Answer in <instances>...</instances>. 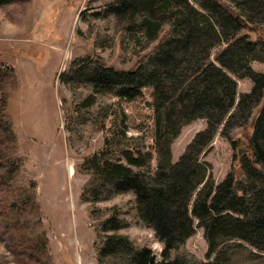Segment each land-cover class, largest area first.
I'll list each match as a JSON object with an SVG mask.
<instances>
[{"label": "rangeland", "instance_id": "obj_1", "mask_svg": "<svg viewBox=\"0 0 264 264\" xmlns=\"http://www.w3.org/2000/svg\"><path fill=\"white\" fill-rule=\"evenodd\" d=\"M112 1L12 0L0 5V114L8 104L6 114L15 135L10 140L0 130V264H98L94 222L110 208L125 222L120 233L157 255L161 251L153 230L140 221L131 191L94 204L81 201L89 176L77 167L98 152L106 138L110 141L125 130L141 147L143 138L152 154L151 172L157 164L152 89L146 87L128 100L110 88H93L72 72L76 64L86 72L94 59L116 69H132L136 56L149 53L156 45L157 39L144 37L137 21L109 15L107 6ZM188 1L201 11L195 0ZM222 1L236 7L233 1ZM164 17L168 19L162 29L172 30L174 17ZM247 21L263 24L258 33L264 39V17L252 14ZM234 34L229 30L228 40ZM222 46L219 42L209 49L210 59ZM253 56L245 57L249 67L264 74V61ZM240 74H230L236 82L235 103L201 155L206 178L214 183L238 167L252 132L251 120L240 126L246 119L242 115L224 126L228 115L236 111L240 94L253 86L250 78ZM206 126L205 119H196L180 128L170 144L171 162L178 160ZM6 160L13 162L11 177L3 165ZM206 249L203 229L198 227L183 250L200 262H212L216 253L207 259ZM218 251H224L227 264H264V252L241 240Z\"/></svg>", "mask_w": 264, "mask_h": 264}, {"label": "trees", "instance_id": "obj_2", "mask_svg": "<svg viewBox=\"0 0 264 264\" xmlns=\"http://www.w3.org/2000/svg\"><path fill=\"white\" fill-rule=\"evenodd\" d=\"M195 1L201 11L188 0H113L107 13L130 23L137 21L144 37L157 39L156 45L149 53L137 55L132 69H116L99 59L86 72L77 64L72 68L75 77H82L93 88H110L128 100L146 87L152 89L156 170L151 172L152 154L143 138L141 147L137 138L127 137L123 130L110 141L106 138L103 147L88 156L77 171L89 176L82 202L94 204L131 191L137 215L153 230L161 251L157 255L120 233L124 220L114 208L105 209L106 214L94 222L98 264H227L224 251L218 249L233 240L264 252V74L254 72L245 58L254 55L251 59L264 61V39L258 33L263 24L247 21L252 14L264 17V0H228L235 8L222 0ZM10 2L0 0V5ZM165 15L174 17L172 30L162 29V22L168 19ZM229 30L235 32L230 40ZM219 42L223 46L210 59L209 49ZM239 73L250 78L253 86L240 94L236 111L228 115L224 126L242 115L246 119L240 126L251 120L252 132L238 167L214 183L206 178L201 155L235 103L236 82L230 74ZM7 109L8 104L0 114V130L14 140ZM196 119H205L206 128L171 162V142L183 125ZM12 163L3 161L8 177L14 172ZM198 227L203 229L206 258L216 253L212 262H200L183 250Z\"/></svg>", "mask_w": 264, "mask_h": 264}, {"label": "bare ground", "instance_id": "obj_3", "mask_svg": "<svg viewBox=\"0 0 264 264\" xmlns=\"http://www.w3.org/2000/svg\"><path fill=\"white\" fill-rule=\"evenodd\" d=\"M70 173L73 174V170L70 169Z\"/></svg>", "mask_w": 264, "mask_h": 264}]
</instances>
